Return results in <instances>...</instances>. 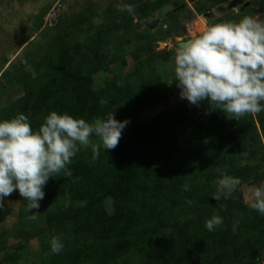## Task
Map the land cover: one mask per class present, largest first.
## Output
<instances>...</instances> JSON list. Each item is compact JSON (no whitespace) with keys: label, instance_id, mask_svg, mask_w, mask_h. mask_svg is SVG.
<instances>
[{"label":"rangeland","instance_id":"rangeland-1","mask_svg":"<svg viewBox=\"0 0 264 264\" xmlns=\"http://www.w3.org/2000/svg\"><path fill=\"white\" fill-rule=\"evenodd\" d=\"M230 1L0 0V120L24 114L34 131L52 111L87 122L112 111L130 121L117 147H101L95 160L81 147L72 175L44 186L39 209L28 212L15 191L4 198L0 264H264V217L248 207L250 188L264 183V112L230 120L203 109L204 101L181 99L173 82L175 48L194 37L196 17L206 26L245 15L264 21V0L228 8ZM159 86L166 99L140 110ZM186 109L203 117L200 139L210 133L235 165L253 169L219 201L212 176L184 179ZM82 167L97 176L86 182ZM199 188L204 198L194 195ZM74 203L80 208L71 210ZM213 215L223 224L209 232ZM54 236L64 244L58 255L50 251Z\"/></svg>","mask_w":264,"mask_h":264},{"label":"clouds","instance_id":"clouds-1","mask_svg":"<svg viewBox=\"0 0 264 264\" xmlns=\"http://www.w3.org/2000/svg\"><path fill=\"white\" fill-rule=\"evenodd\" d=\"M125 10L134 11L131 5ZM173 61V82L180 89V98L189 104L207 101L210 109L235 121L264 112V21L245 15L236 22L209 24L200 34L178 44ZM28 70L35 79V70ZM105 103L100 100L101 105ZM129 123L117 121L112 111L91 122L52 111L35 131L24 114L0 120V208L4 198L15 191L27 201L28 212L39 209L44 186L53 176L72 175L68 165L81 147L91 148L95 160L101 147L104 152L117 147ZM93 137L98 142H93ZM213 183L218 190L212 199L219 201L235 192L241 180L221 174ZM181 190L189 191L190 185H182ZM249 191V209L264 217V183ZM222 224L223 218L213 215L204 226L214 232ZM63 248L59 237L50 239L52 254H60Z\"/></svg>","mask_w":264,"mask_h":264},{"label":"trees","instance_id":"trees-1","mask_svg":"<svg viewBox=\"0 0 264 264\" xmlns=\"http://www.w3.org/2000/svg\"><path fill=\"white\" fill-rule=\"evenodd\" d=\"M223 1L228 0H219V3ZM149 91L157 92L150 95V100H147L148 97L145 99L147 102H143L146 103L140 108V110L149 108L155 104H159L163 102L167 97V91L161 88V86L157 87V89L153 88ZM201 105L203 106V109L209 110L210 113L211 111H215V109L209 108L207 101H204V104L201 103ZM139 106L140 105H134V108ZM198 120H203V117H199L198 119H196V114H193V111H191V109H186L181 119V129L183 130L184 128L186 136V142L184 144L183 150L184 154L191 162V165L186 162L189 171L184 176V179H191L194 175H196V173H198L199 178H202L203 180H207V177L209 176H212V179L216 180L220 177V173H223L224 175L239 177L241 181L249 180L252 177L253 169L247 166L235 165V163L232 161L231 153L227 149L228 146L226 144H217L216 138L210 136V133H206L207 138L205 140L199 138L200 131H198V124L196 123L198 122ZM247 127L248 128L246 129V132L250 134L249 125ZM211 132H213L214 134L216 133L214 129ZM81 172L83 174H86L82 175L86 182L88 178L87 175L96 174L97 176V172L95 170L91 171L90 169H84L82 167ZM99 174L101 175L102 172L99 171ZM196 185L200 184L196 183ZM202 191V188L195 189L194 195L198 198H204V196L202 195ZM87 197H89L90 200H93L94 198L92 194ZM77 207L80 208L79 205L74 203V206L70 209L77 210Z\"/></svg>","mask_w":264,"mask_h":264},{"label":"built area","instance_id":"built-area-1","mask_svg":"<svg viewBox=\"0 0 264 264\" xmlns=\"http://www.w3.org/2000/svg\"><path fill=\"white\" fill-rule=\"evenodd\" d=\"M202 17H196V20L191 24V34L196 36L200 34L206 27V23H203Z\"/></svg>","mask_w":264,"mask_h":264},{"label":"water","instance_id":"water-1","mask_svg":"<svg viewBox=\"0 0 264 264\" xmlns=\"http://www.w3.org/2000/svg\"><path fill=\"white\" fill-rule=\"evenodd\" d=\"M240 2H241L240 0H232V1H230L228 8H232ZM181 31H182V33H185V29L183 27H182Z\"/></svg>","mask_w":264,"mask_h":264}]
</instances>
